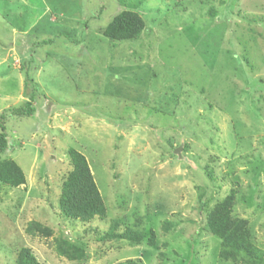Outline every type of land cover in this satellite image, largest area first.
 <instances>
[{"label":"rangeland","instance_id":"rangeland-1","mask_svg":"<svg viewBox=\"0 0 264 264\" xmlns=\"http://www.w3.org/2000/svg\"><path fill=\"white\" fill-rule=\"evenodd\" d=\"M121 11L145 28L109 40ZM25 75L34 113L21 118L8 110L28 101ZM1 113V158L25 184H0V264L22 248L39 264H80L58 255L60 237L85 247L81 264H232L204 227L231 192L232 219L264 259V0H0ZM71 149L104 219L60 214ZM113 220L143 240L101 241ZM34 222L52 235L28 234Z\"/></svg>","mask_w":264,"mask_h":264},{"label":"trees","instance_id":"trees-1","mask_svg":"<svg viewBox=\"0 0 264 264\" xmlns=\"http://www.w3.org/2000/svg\"><path fill=\"white\" fill-rule=\"evenodd\" d=\"M209 11H214L212 8ZM145 28L144 20L133 11H121L116 14L111 22L104 28L102 35L112 41H127L139 36ZM29 83L31 80L25 75L23 95L28 101L21 106L8 110L11 115L30 117L34 113L30 94ZM5 113L0 115V184L11 188H18L25 184L22 170L12 161L4 160L1 156L8 148L7 135L5 133ZM72 170L67 175L61 187L58 199L60 214L69 221H81L88 223L94 218H106V209L93 181L92 174L85 157L74 151H69ZM203 197V196H201ZM234 201L233 192L227 195L220 203L209 209L205 220V229L209 234L220 241L218 258L222 262L232 264H264L263 255L253 245L248 236V230L243 221L233 220L231 216ZM203 202V201H201ZM172 224L165 220L163 228L170 229ZM118 222L113 220L110 231L101 241L125 240L130 244H139L144 236L130 228H125L122 233L117 232ZM26 232L32 236L40 235L49 237L51 229L39 223H30ZM151 246L154 243V233L148 241ZM57 253L60 257L70 262L83 263L86 261L85 247L60 237L57 240ZM15 264H39L33 253L28 248H22L17 254ZM127 264H138L129 262Z\"/></svg>","mask_w":264,"mask_h":264}]
</instances>
